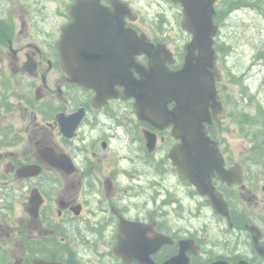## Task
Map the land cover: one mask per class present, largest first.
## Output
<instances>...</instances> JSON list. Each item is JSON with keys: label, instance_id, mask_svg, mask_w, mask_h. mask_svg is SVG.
Instances as JSON below:
<instances>
[{"label": "flooded vegetation", "instance_id": "obj_1", "mask_svg": "<svg viewBox=\"0 0 264 264\" xmlns=\"http://www.w3.org/2000/svg\"><path fill=\"white\" fill-rule=\"evenodd\" d=\"M179 1L0 2V153H5L0 155V246L17 250L14 264H163L178 255L187 264H264L253 243L259 236L264 247V229L250 216L243 218L238 202L241 198L262 212L257 190L213 179L216 191L233 193H223L229 219L215 214L173 167L169 153L179 141L171 127L160 129L139 117L135 100L124 98L121 85H114L117 96H110L112 86L104 78L89 88L74 82L62 64L59 44L74 19L73 56L81 65L121 70L130 31L138 45L144 38L165 46L174 60L166 67L179 70L193 37L183 28ZM223 2L215 0L213 16L221 73L223 53H229L225 41L236 34L229 20L244 23L248 15L259 17L253 6L236 13L234 2L226 12ZM255 28L252 20L248 31L253 48ZM84 42H90L87 50ZM239 46L237 42V51ZM262 53L257 57L254 49L250 61L260 63ZM135 61L148 63L145 54ZM217 126L206 127L213 140ZM25 168L34 174L26 176ZM252 226L258 234L251 232ZM180 243L186 244L182 250Z\"/></svg>", "mask_w": 264, "mask_h": 264}, {"label": "water", "instance_id": "obj_2", "mask_svg": "<svg viewBox=\"0 0 264 264\" xmlns=\"http://www.w3.org/2000/svg\"><path fill=\"white\" fill-rule=\"evenodd\" d=\"M180 1L184 7L183 28L193 37L186 47L184 64L177 72L167 69L166 63H171L172 60L164 46H152L145 43L144 38L138 45L135 35L130 31L123 42L127 55L124 57L126 66L121 70H106L104 67L103 70L106 71H97L96 66L81 65L73 56V50L77 46L76 40L71 38L76 25L74 19L60 41L62 63L72 80L86 87L99 86L104 78V83L112 86L110 96H117L114 94V85H121L124 98L135 100L134 111L139 117L159 125V128L170 126L172 136L180 141L169 154L172 164L200 196L209 200L215 213L228 217L227 205L221 194L215 191L212 178L217 176L227 186L239 185L242 183V171L237 165L230 169L224 168L217 143L212 141L205 131V125H210L213 121L220 124L223 117V107L216 86L221 80V75L216 68L217 58L213 50V38L217 30L213 24L214 0ZM89 45L90 42H84L83 50H87ZM195 50L198 51L197 55ZM140 54L147 56V66L135 61V56ZM81 61L88 63V58L81 57ZM77 63L80 68L76 67ZM133 72L137 74V78ZM170 103H173L174 107L169 110L167 105ZM64 133L67 137L71 135L66 131ZM23 170L27 171L26 176L34 174L27 168ZM257 241L258 237H255L254 242ZM257 251L264 255V248L257 247ZM164 264L187 263L176 257Z\"/></svg>", "mask_w": 264, "mask_h": 264}, {"label": "rangeland", "instance_id": "obj_3", "mask_svg": "<svg viewBox=\"0 0 264 264\" xmlns=\"http://www.w3.org/2000/svg\"><path fill=\"white\" fill-rule=\"evenodd\" d=\"M1 1L3 0H0V2ZM5 1L10 3L13 0ZM243 1L246 4H251V6L257 10V13H260L261 15L264 14V0ZM259 18L260 20H256V28L254 29L257 44L260 40L264 41V20L262 21V18ZM245 21H247V17L245 18ZM235 27L236 26H234V28ZM247 28L248 27L245 28V31L248 35L250 32L247 30ZM239 36H244V34H240ZM246 42V45L245 41H243V45L239 43L240 46L238 47V51L240 52L237 53L241 54L235 62L237 66L235 72L237 76V82L239 83L236 85L231 84L234 79L227 78L224 79L220 85L222 87L225 86L226 90H224L223 93L224 95L228 94L229 101L225 107L224 117L219 129V139L221 142V148L224 151L226 157H228V159L230 158L231 164L237 161H244V158L249 151V146L251 145L252 135L258 134L259 131L264 129V115H257L259 108L264 109V67L263 69L260 68L261 62L255 63L254 65L251 64V62L249 64L250 58L248 54L252 56L254 53V48L249 45L250 40L249 42L248 40ZM2 151H7V149ZM4 154L5 153L2 152L0 153V155ZM246 177L249 179L253 177V180L250 183L251 187L254 190H257L255 195L257 196L260 204H263L264 190H262V188L264 189V173L262 169H260L255 164L248 165ZM248 178H246V180ZM18 194L19 192L17 191V195ZM245 205L247 209L246 212L253 219L257 220V222H259L264 229V208L261 212L255 207H250L247 204ZM15 209L18 210L19 207L16 205ZM257 214H261V218H258L256 216ZM200 223L202 222L199 221L196 225ZM213 238L215 240L218 239V237H214V235ZM4 247L7 248L5 245L0 246V264H14L16 262V258H13V254L15 256L17 250H5Z\"/></svg>", "mask_w": 264, "mask_h": 264}, {"label": "trees", "instance_id": "obj_4", "mask_svg": "<svg viewBox=\"0 0 264 264\" xmlns=\"http://www.w3.org/2000/svg\"><path fill=\"white\" fill-rule=\"evenodd\" d=\"M234 3L236 4V7H238V8L241 6L240 5L241 3L243 4V2L240 3V2H238V0H234ZM235 4H233L232 2H229L228 0H224L223 6L225 8V11L228 12L229 7H233V6H235ZM250 19L251 18H249V20ZM252 20L254 21V23H256V19L252 18L250 21H252ZM244 22L245 23H243V22L236 23L233 21V19L229 20V23L235 24V26H237V29L234 28V31L236 34L234 35L233 33H231V37L228 39V41H225V43H227V44H225V48H227V50H229V53H228V55H226V52H224L223 57H222L223 63H224V69L226 71L224 79H227V78L234 79L231 82V84H235V85L237 83H239V82H237V76H236V72H235L236 71L235 70V62H236L237 58L240 56V53H238V54L235 53V52H237V48L235 47V45H237V42H239L240 44H243V41H245V44H246L247 43L246 41L248 40V42H249V40H250V34L247 35V33L245 31V28L249 27V24H247L249 22L245 21V20H244ZM247 30H248V28H247ZM237 31H238V33H237ZM240 34H244L245 37L243 40L239 39ZM237 36H238V38H237ZM241 41H242V43H241ZM253 42H255V44H256L254 49H255L256 54H258L257 57L262 56L263 55L262 52H264V41H261V40L258 41L259 45L257 44L256 39H254ZM227 45H228V47H226ZM234 47L236 48V51L235 52L230 51V48H233V50H234ZM263 67H264V59L261 61V67L260 68L263 69ZM263 77H264V75H263ZM223 90H226L225 86H223ZM228 101H229V96L226 94V100L224 103L228 104ZM257 115L263 116L264 115V109L259 108ZM250 146H251V150H250V156L248 157V160L252 164L257 165L260 169H262V171L264 173V129L259 131L258 134L252 135ZM225 194H226V192H225Z\"/></svg>", "mask_w": 264, "mask_h": 264}, {"label": "bare ground", "instance_id": "obj_5", "mask_svg": "<svg viewBox=\"0 0 264 264\" xmlns=\"http://www.w3.org/2000/svg\"><path fill=\"white\" fill-rule=\"evenodd\" d=\"M263 21V20H262ZM261 23H263V22H261ZM259 25H260V21H259ZM264 25V24H263ZM260 27V26H259ZM263 29V28H262ZM259 30V29H258ZM264 30V29H263ZM259 34V33H258ZM247 71V70H246ZM247 74V73H246ZM247 76V75H246ZM252 78V77H251ZM251 78H249V79H251ZM148 191V190H147Z\"/></svg>", "mask_w": 264, "mask_h": 264}]
</instances>
